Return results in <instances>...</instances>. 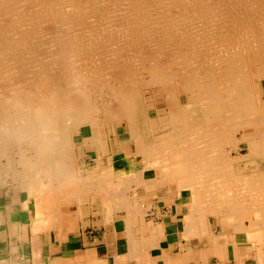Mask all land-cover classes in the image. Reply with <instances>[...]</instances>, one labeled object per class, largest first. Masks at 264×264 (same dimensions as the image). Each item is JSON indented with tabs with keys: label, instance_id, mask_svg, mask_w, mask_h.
Returning a JSON list of instances; mask_svg holds the SVG:
<instances>
[{
	"label": "bare ground",
	"instance_id": "obj_1",
	"mask_svg": "<svg viewBox=\"0 0 264 264\" xmlns=\"http://www.w3.org/2000/svg\"><path fill=\"white\" fill-rule=\"evenodd\" d=\"M25 1L46 3L43 8L34 6L36 16L53 12L63 18L56 7L61 0H0V69L11 75L18 68L25 69L26 75H9V87H0V161L7 158L14 177L23 180L22 188L33 194L42 184L58 189L67 181L81 182L75 173L73 139L64 120L94 124L99 110L89 90L90 85L100 83V113L115 122V127L126 123L129 138L135 140V151L127 154L126 162L162 169L182 187H190L194 214L202 228L209 226L210 214L219 220L222 214H233L238 228L249 217L250 226L244 230L260 241L256 254L259 264H264V0H86L83 6L80 1L69 13L72 20L62 19L64 26L73 27L62 30V37L42 35L30 22L9 19L22 11ZM108 4L126 6L119 14L111 8L118 20L105 22L115 28H100L98 16L96 22L88 21L94 16L88 18L89 12L100 14L101 6ZM108 11L102 16H115ZM81 25L95 28L83 30ZM73 31L94 35L71 38L67 34ZM111 31L125 36H101ZM168 46L178 52L182 67L173 68L163 61ZM103 49L106 52L99 61L97 55ZM127 50L131 51L128 56ZM8 52H14L17 60L7 64ZM22 52L64 53L44 68L33 65L27 70L19 65ZM66 52H88L89 62L63 58ZM4 74L0 73V80ZM155 88L162 96L156 95L149 106L145 91L154 93ZM161 99L166 106L159 108ZM91 132L94 138L100 136L102 147L106 133L94 125ZM113 133L118 134L117 130ZM118 148L124 150L122 144ZM12 149L19 150V158L12 157ZM120 179V185H127L125 178Z\"/></svg>",
	"mask_w": 264,
	"mask_h": 264
},
{
	"label": "crops",
	"instance_id": "obj_2",
	"mask_svg": "<svg viewBox=\"0 0 264 264\" xmlns=\"http://www.w3.org/2000/svg\"><path fill=\"white\" fill-rule=\"evenodd\" d=\"M120 139L114 133L100 147V136H82L74 153L80 183L42 184L33 194L0 184V264H250L242 233L210 217L202 228L192 190L154 167L127 163L135 150H120ZM41 198L47 204H37Z\"/></svg>",
	"mask_w": 264,
	"mask_h": 264
},
{
	"label": "rangeland",
	"instance_id": "obj_3",
	"mask_svg": "<svg viewBox=\"0 0 264 264\" xmlns=\"http://www.w3.org/2000/svg\"><path fill=\"white\" fill-rule=\"evenodd\" d=\"M80 1H82V3H80V4H82V6L83 5H85V4H88V2L86 3V0H61L60 1V3H58V5L56 6L57 7V12H58V10H59V12L60 13H62V15H63V18H61L62 16H57L56 15V13H47V12H45L42 16L41 15H39V16H36V15H34L36 12V8L34 7V6H37L38 5V7L39 6H41L42 8L45 6V4H41V5H39V2H29V1H25V4H27V5H25L24 3L22 4L23 6H21V9H22V11L21 10H19V14L16 16L15 15V17L13 16V17H9V19L11 18L12 20H16V19H21V21L23 22V21H25V23H27V22H30V23H32V24H30V25H33V27L36 29V30H38V31H42V35H50V36H52V37H62V35H63V33H62V30H66V27L69 29V30H71V29H73V27H71V24H68V25H66V26H64L61 22L64 20V21H71L70 20V16H69V13L70 12H72L73 10H75V7H76V5H78V3L80 2ZM27 2V3H26ZM30 3V4H29ZM28 4H29V6H28ZM61 4V5H60ZM69 4V5H68ZM61 6V7H60ZM67 6V7H66ZM110 6V7H109ZM112 6V7H111ZM116 7H113V5H107V6H105V5H103V6H101V7H103L102 9L104 10V7L107 9V11L108 10H110L112 13H114L115 14V11H117V14H119V12H121L122 11V9H123V11L122 12H124V10H125V8L124 7H126L125 6V4H121V5H115ZM118 6V7H117ZM29 7V8H28ZM72 7H74V8H72ZM72 8V9H71ZM111 8H114V10L112 11V9ZM23 9H25V11L26 12H24L23 11ZM34 9V10H33ZM62 9H63V11H62ZM106 9L103 11V10H101L100 11V14H96L95 12L94 13H91V12H89V14H88V18H91V16L94 14V16L92 17L93 19H88V21L90 22V21H94V22H96L97 20H95L96 18L99 20V18H100V21H102V24H104V25H100V28H108L109 27V29H110V27L111 28H115L113 25V27L112 26H110V25H107V22H105V20H108V22L109 23H111L112 21H115L116 19L118 20V17L116 16V14H115V16H112V17H110V18H108V19H106L105 17H103L102 16V12H105L106 11ZM117 9V10H116ZM121 11H120V10ZM68 10V11H67ZM21 11V12H20ZM34 11V12H33ZM88 11H91V9H88ZM126 11V10H125ZM179 12L178 10H176V9H174V12ZM109 12V11H108ZM175 12V13H176ZM24 15H23V14ZM28 14V15H27ZM53 14V15H52ZM68 14V15H67ZM111 14V13H110ZM113 14V15H114ZM27 15V17H25ZM48 15V16H47ZM50 15H51V17H50ZM67 17H66V16ZM21 16H23V18L21 17ZM29 16H30V18H29ZM46 16V17H45ZM54 16V17H53ZM69 16V17H68ZM99 18H98V17ZM35 17V18H34ZM37 17V18H36ZM39 17V18H38ZM41 17V18H40ZM103 19H102V18ZM52 18V19H51ZM66 18V19H65ZM105 18V19H104ZM113 18V19H112ZM34 19V20H33ZM55 19V20H54ZM61 19V21H59V20ZM63 19V20H62ZM69 19V20H68ZM110 19V20H109ZM47 20H49V21H47ZM87 20V19H86ZM112 20V21H111ZM119 20H121V17H119ZM59 21V22H58ZM80 21H82V20H80ZM85 21V20H84ZM46 24H45V23ZM52 22V23H51ZM59 23V24H58ZM106 23V24H105ZM45 24V25H44ZM39 25V26H38ZM58 25V26H57ZM226 25H227V23H226ZM41 26V27H40ZM48 26V27H47ZM49 26H51L50 28H49ZM82 27H80V28H86L85 26H83V25H81ZM102 26V27H101ZM70 27V28H69ZM227 27H229V26H227ZM77 28V27H76ZM95 28V25H91V26H88V28H86V29H94ZM42 29V30H41ZM51 29V30H50ZM83 29V30H84ZM57 32H56V31ZM107 30V29H106ZM112 30V29H111ZM44 32V33H43ZM46 32V33H45ZM53 32V33H52ZM59 32H61V33H59ZM56 33V34H55ZM58 33V34H57ZM91 32H88V34L87 33H84V34H80V33H76V31H73V32H70V33H68L67 35L68 36H70L71 38H75V37H79V36H85V37H87V36H90V35H92V34H90ZM111 33H112V35H111ZM90 34V35H89ZM113 34H115V35H113ZM55 35V36H54ZM94 35V34H93ZM92 35V36H93ZM113 36V37H111V38H114V36H115V38H117L116 37V35H117V33L116 32H110L109 34L107 33H105L104 35L102 34L101 36H103V37H110V36ZM118 35H119V33H118ZM117 35V36H118ZM124 34H120V37L119 38H121L122 36H123ZM125 36V35H124ZM71 38H68V40L69 39H71ZM123 38V37H122ZM108 42H110V41H108ZM108 42H106V44L108 45ZM110 44H112V42H110ZM103 45H104V43H103V41H101L100 42V46L101 47H103ZM171 47L172 46H168L167 48H166V52H168V53H164V58H163V61H167V64L168 65H170V67H173V68H177V66L176 65H178V66H180L181 65V67H182V64H181V60H180V58H178V52H177V50H176V52L177 53H175V51L173 50V48L171 49ZM170 48V49H169ZM101 49V48H100ZM171 50V51H170ZM148 50H146V51H144V52H147ZM106 52V50H100V52H98V55H97V59L100 61V57L102 56V55H104V53ZM109 52V51H108ZM129 52V53H128ZM130 52L131 51H129V50H127V56L130 54ZM23 53V52H22ZM27 53V54H26ZM61 54H63L64 52H60ZM59 52H24L23 54H24V56H23V54H22V57H19L18 58V61L20 62L19 63V65H20V67H22V68H24V67H26L27 68V70L29 69V67H32V68H38V67H40L41 65H42V68H44L45 67V65L46 64H48L50 61H52V60H54V58L56 57V56H58L59 54H60ZM70 53H71V55H70ZM84 53V54H83ZM100 53H101V55H100ZM8 55H6V57L4 58V59H6V58H8V59H10V60H7L6 59V61H9V62H7V64L8 63H10V62H13V60L15 61V59L17 60V56H16V54H14V52H8L7 53ZM33 54H37L36 56H34V57H32V55ZM56 54V55H55ZM66 55H68V56H63V58H65L66 57V59L70 56V57H73L74 59H72L73 61H75L76 63H79V62H81V64L82 63H88L89 62V54H88V52H77V53H75V52H66L65 53ZM31 55V56H30ZM55 55V56H54ZM75 55V56H74ZM100 55V56H99ZM170 55V56H169ZM9 56V57H8ZM167 56H168V58H167ZM14 57V58H13ZM43 57V58H42ZM83 57H85V58H83ZM86 57H87V59H86ZM51 58V59H50ZM25 59V60H24ZM177 59V60H176ZM12 60V61H11ZM35 60V61H34ZM64 60V59H63ZM24 63H23V62ZM30 61V62H29ZM84 61V62H83ZM86 61V62H85ZM34 63V64H31V63ZM172 62V63H171ZM22 63V64H21ZM27 63H29V64H27ZM24 64V65H23ZM26 64V65H25ZM19 65H17V66H19ZM33 65H34V67H33ZM38 65V66H37ZM164 65H165V63H164ZM44 66V67H43ZM176 66V67H175ZM2 66L0 65V68H1ZM84 67H85V65H84ZM82 68V67H81ZM179 68V67H178ZM19 69V68H18ZM18 69H16L17 70V72L15 71L14 73L12 72V75H15V76H17V78H22L23 76H24V74H25V69H21V70H19L18 71ZM26 70V71H27ZM192 70H193V67H192ZM3 72L5 73L4 75H3V80H0V87H3L4 89H6L7 87H9V85H8V82H9V80L7 79V77H10V76H12L11 75V71H9L8 72V70H7V73H6V71H3L2 69H0V73L1 74H3ZM10 73V74H9ZM8 75V76H7ZM10 75V76H9ZM19 75H20V77H19ZM23 75V76H22ZM22 76V77H21ZM26 76V75H25ZM24 76V77H25ZM6 78V79H5ZM19 80V79H18ZM4 85V86H3ZM88 85H90V84H88ZM155 92L153 93V92H150V90H147L146 89V91H145V98H146V104H148L149 106H153V102H154V100H155V98H156V95H157V97L159 98V97H161L162 96V92H157L156 91V88L155 89H153ZM158 90V89H157ZM99 92V93H98ZM157 92V93H156ZM94 93H96V94H94ZM153 93V94H152ZM89 94H90V97H91V100L93 101L92 103H93V105L95 106V107H97L98 108V110H99V113L97 112V118L95 119V121H94V124H92V125H94L95 127H98L99 129H100V127L103 129V131L106 133V135L104 136V137H110L112 134H114L113 133V130H117V132L119 133V135H120V140H122L121 142V144L124 146V147H129V150H134L135 149V140H133V139H130L129 138V133L126 131V129H127V125H126V123H123V124H120L119 123V125L117 124V127H115L116 126V123L114 122V124H113V122L112 121H110V120H105V116L103 117L102 116V113H100V109L102 108L101 107V102H100V100H101V96H100V83L99 84H97V85H90V90H89ZM97 95H99V97L97 96ZM93 96H95V97H93ZM98 97V98H97ZM95 98V99H94ZM185 97L183 96V101L185 100L184 99ZM99 100V101H98ZM185 102V101H184ZM157 106H159V108H161V107H164V106H166V101L165 100H159V102L157 103ZM156 110L154 109V108H152L151 109V115H153V116H155L156 115ZM65 119V118H64ZM63 119V120H64ZM67 119V118H66ZM64 120L65 121V123H66V125L68 126V129L70 130V135L72 136L71 137V140H72V145H73V154L76 152V147H77V145H79L78 143H80V141H81V138H82V136L81 135H88V134H91V130H92V125H91V123L90 122H87V123H78V122H75V121H72L71 119H69L68 118V120ZM75 124H74V123ZM102 122V123H101ZM110 122V123H109ZM77 123V124H76ZM106 123V124H105ZM112 124V125H111ZM73 125V126H72ZM77 125H78V127H77ZM104 125V126H103ZM72 128H71V127ZM115 128V129H114ZM107 129V130H106ZM106 130V131H105ZM72 133V134H71ZM75 133V134H74ZM107 134H109V136L107 135ZM78 142V143H77ZM127 143V144H126ZM18 151L19 150H17V149H12L11 150V155H13L12 157L13 158H15V157H17V158H19V153H18ZM242 151H244V152H246L245 151V149L244 150H242ZM26 153H29L28 151L26 152ZM6 164V165H5ZM0 180H2L3 181V184H7L6 186H8V188L9 189H11V190H14V191H18V190H22L23 188H22V186H21V182L23 181H21V179H17L16 177H14L15 176V171H13L12 169V171L14 172V173H12V171L8 168V165H7V158H5V157H3L2 158V161H0ZM6 166V167H5ZM17 169L19 168V169H21L22 167L21 166H17L16 167ZM153 168V167H152ZM155 168V167H154ZM156 169V171L157 172H159L160 173V171L157 169V168H155ZM161 172H163V170L161 169ZM19 183V184H18ZM21 183V184H20ZM190 188V187H189ZM191 189V188H190ZM210 198V197H209ZM208 198V200H206V202L209 204V202H210V199ZM234 215L233 214H222V217H221V221L224 223V227L225 228H227V229H230V228H233V230L234 231H236V232H239V233H242V234H240L239 235V237L247 244L246 246H247V250H248V254H249V257H250V264H259V259H258V255L256 254V247H260L261 245V243H260V241L258 242V241H255V238L253 237V236H250L244 229L245 228H247L248 226H250L249 224H250V218L249 217H245L244 218V221L242 220V222H243V228H238V222L236 221V220H234V217H233ZM254 216V215H253ZM209 217H210V220H212V222H216V221H218L219 223H221L220 222V220H219V216H217L216 214H210L209 215ZM233 222H236V223H233ZM230 223V224H229ZM245 227V228H244ZM241 230H243V231H241ZM256 233H257V230H256ZM246 238V239H245ZM251 241H253V243L251 242ZM256 243V244H255ZM255 246H254V245ZM249 245V246H248ZM254 247V248H253ZM252 248L254 249V250H252Z\"/></svg>",
	"mask_w": 264,
	"mask_h": 264
}]
</instances>
